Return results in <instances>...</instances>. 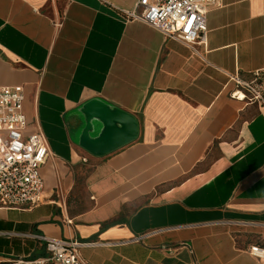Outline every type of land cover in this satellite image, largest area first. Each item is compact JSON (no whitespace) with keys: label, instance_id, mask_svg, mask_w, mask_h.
I'll use <instances>...</instances> for the list:
<instances>
[{"label":"crops","instance_id":"1","mask_svg":"<svg viewBox=\"0 0 264 264\" xmlns=\"http://www.w3.org/2000/svg\"><path fill=\"white\" fill-rule=\"evenodd\" d=\"M136 1L0 0V86H23L50 195L0 205V264L45 256L43 236L91 243V264H263L264 109L236 91L264 71V0H215L196 51L126 18ZM87 103L90 138L100 109L136 138L85 151Z\"/></svg>","mask_w":264,"mask_h":264},{"label":"built area","instance_id":"2","mask_svg":"<svg viewBox=\"0 0 264 264\" xmlns=\"http://www.w3.org/2000/svg\"><path fill=\"white\" fill-rule=\"evenodd\" d=\"M215 0H137L126 18L148 24L166 38L190 47L207 39L206 13ZM243 99L264 109V71L249 82H239ZM22 85L0 86V205L31 209L49 201L43 193L39 169L49 156L46 137L38 127L27 130L23 111ZM69 222V221H68ZM47 254L32 261L18 259L13 264H91L80 257L79 249L91 243L41 237ZM139 238H135V241ZM248 253L264 264V245L252 244Z\"/></svg>","mask_w":264,"mask_h":264},{"label":"water","instance_id":"3","mask_svg":"<svg viewBox=\"0 0 264 264\" xmlns=\"http://www.w3.org/2000/svg\"><path fill=\"white\" fill-rule=\"evenodd\" d=\"M90 109V103L84 105L82 117L86 127L82 130L83 136L80 140L81 147L88 153L94 156H103L136 138L137 124L131 115L126 113L115 114V116L118 117L117 119L123 118L125 120L122 128H118L108 119L106 113L101 112V109L98 114L99 117H101L99 119L103 121V125L105 126L104 130L99 137L94 139L90 138L87 132L91 129L93 120L96 119L91 112L88 111Z\"/></svg>","mask_w":264,"mask_h":264},{"label":"bare ground","instance_id":"4","mask_svg":"<svg viewBox=\"0 0 264 264\" xmlns=\"http://www.w3.org/2000/svg\"><path fill=\"white\" fill-rule=\"evenodd\" d=\"M236 93H237V95H238L239 98H243L244 97L242 92H240V91L237 92L236 91Z\"/></svg>","mask_w":264,"mask_h":264},{"label":"rangeland","instance_id":"5","mask_svg":"<svg viewBox=\"0 0 264 264\" xmlns=\"http://www.w3.org/2000/svg\"><path fill=\"white\" fill-rule=\"evenodd\" d=\"M29 126L33 125V121L27 120Z\"/></svg>","mask_w":264,"mask_h":264}]
</instances>
